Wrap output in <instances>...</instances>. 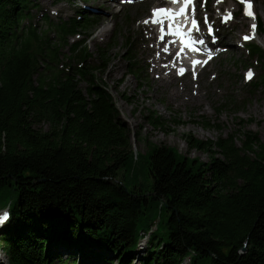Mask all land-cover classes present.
<instances>
[{
	"label": "trees",
	"instance_id": "obj_1",
	"mask_svg": "<svg viewBox=\"0 0 264 264\" xmlns=\"http://www.w3.org/2000/svg\"><path fill=\"white\" fill-rule=\"evenodd\" d=\"M33 3L0 0V209L8 216L0 252L7 263L76 264L79 255L95 264H264V141L245 134L239 147L233 137H187L208 163L150 143L136 153L97 78L108 54L96 59L82 40L71 46L69 64L48 66L68 39L92 36L98 18L80 13L52 46L32 26ZM126 43L131 49L135 39ZM252 46L262 62L264 51ZM129 62L139 78L136 57Z\"/></svg>",
	"mask_w": 264,
	"mask_h": 264
},
{
	"label": "rangeland",
	"instance_id": "obj_2",
	"mask_svg": "<svg viewBox=\"0 0 264 264\" xmlns=\"http://www.w3.org/2000/svg\"><path fill=\"white\" fill-rule=\"evenodd\" d=\"M115 1L39 0L42 4L39 7L34 0V7L32 5L30 8L31 20L32 26L44 33L53 46L59 43L58 29L67 21L78 18L80 13L98 18L99 25L92 36L86 34L87 37L68 39L58 48L57 57L53 53L55 59H47L48 66L56 69L58 65L62 68L65 63L69 64L71 46L82 40H86L84 47L90 54H95L96 59L100 52L108 54V70L98 73L97 78L104 82L112 95L129 129L136 153L145 154L150 143L177 149L183 156L208 163L210 157L204 152L191 150L186 142L187 137L203 142L233 137L239 147L245 140V134L256 135L264 141V80L261 81L264 59L260 62L258 56H253L255 46L251 47L253 52L247 49L248 45H256L264 51V0H197L198 18L204 28L202 32L206 33L208 24L216 29L215 36L209 39L210 42L216 40L215 46H209L211 52H208L215 57L211 60L206 54L209 62L197 70L190 67L191 59L188 60L187 68L193 72L186 75L181 72L185 68L179 65V70L174 73L176 81L169 85L167 82L159 85V73L148 56L152 46L151 33L145 30V24L152 21L156 10L168 6V0L165 4H159L160 0H139L134 4L126 2L125 5ZM106 2H111V5ZM246 3L252 6L251 18L247 16ZM258 21L260 30L256 29ZM48 23L53 26L49 27ZM104 27L108 29L102 33ZM162 31L167 32L165 29ZM131 37L135 43L129 49L126 41ZM165 46L166 42L162 44L163 50ZM172 50L175 54V48ZM132 56L136 57L142 72L146 70L144 75L142 72L139 74V78L130 74L129 58ZM154 56L158 58V52H154ZM101 64L97 61L88 63V66L98 67ZM42 66L44 68L47 64ZM248 72L253 74L252 78H247ZM81 86L85 89L86 83ZM173 90H176L179 99L170 97ZM193 95L201 99L200 104L182 102ZM127 98H130V103ZM152 113L163 121V129L152 126ZM201 132L209 135L203 137ZM3 213L0 209V216ZM147 242V239L140 240V248L136 253L142 255L148 246ZM2 253L1 250L3 264H8ZM67 256L63 255L65 258ZM106 256L116 261L115 256L109 253ZM89 261L87 256L78 255L76 258V264L96 263Z\"/></svg>",
	"mask_w": 264,
	"mask_h": 264
},
{
	"label": "bare ground",
	"instance_id": "obj_3",
	"mask_svg": "<svg viewBox=\"0 0 264 264\" xmlns=\"http://www.w3.org/2000/svg\"><path fill=\"white\" fill-rule=\"evenodd\" d=\"M113 1H115V0H113ZM170 1H172V0H170ZM36 3L38 4L39 7H41L42 4L39 3V0H36ZM106 3L111 5V2H106ZM247 16L249 18H251V16H249L248 14H247ZM165 21H166L165 16H161V15L157 16L155 14L152 16V21L145 24V30H148L151 33L150 40L152 42V46L150 47V51L148 52V56L151 58V61L153 63H155L156 70L159 73V76H158V79L160 81L159 85H164V82H167L169 85L173 81H176L174 79V73L179 70L178 69V65H179V59L178 58H179V56L174 54V52L172 50V48H173L172 44L173 43L169 42V41L166 42V39H167L166 35H163V36L158 35L160 32V27H162V28L165 27V25H163V22L165 23ZM106 29H108V28L104 27V29L102 30V33H105L107 31ZM165 42H166L167 46H165L164 47L165 50H163L162 44H164ZM263 46H264V44H263ZM154 52H158V54H159L158 58H156V56H154ZM143 53L145 54L146 52H143ZM193 60L194 59H191V62ZM170 62H172V63H170ZM208 62L209 61H207V62L201 61V63H203L202 67L204 68V66ZM167 63H170V64H167ZM158 64H159V67H158ZM198 66H200V65H198ZM198 66H196V67H198ZM182 67L187 68V65L184 63L182 65ZM187 72L191 73L193 71H191L190 69L187 68ZM112 75H114V73ZM169 95L174 100L179 99V96L177 95L176 90H173V92H170ZM182 102L184 104H189V103L190 104H200L201 99L199 97L193 95V96H189L188 98L184 99ZM201 135L203 137H205L206 135H209V134L205 133V132H201Z\"/></svg>",
	"mask_w": 264,
	"mask_h": 264
},
{
	"label": "snow or ice",
	"instance_id": "obj_4",
	"mask_svg": "<svg viewBox=\"0 0 264 264\" xmlns=\"http://www.w3.org/2000/svg\"><path fill=\"white\" fill-rule=\"evenodd\" d=\"M185 6L187 7V0H186V5H185ZM248 7H249V9H251V4H249ZM182 11H183V10H182ZM247 14H248L249 16H252V15H253V13H252L250 10L248 11ZM156 15H157V16H159V15H169V16H171V15H174V14H173V13H170L168 9H159V10L157 11ZM154 22H155V21H154ZM193 24L195 25V21H193ZM254 27H255V25H253V28H254ZM245 39H248V37H245ZM192 43H194V41H192ZM199 43L203 44L204 41H203V40H200ZM195 63L198 64V63H200V62H199V61H196ZM183 71H184V70L181 69V72H182V73H183ZM251 75H252V73L249 72V74H248L249 78H251ZM7 219H8L7 214H4V215L0 216V224L4 223Z\"/></svg>",
	"mask_w": 264,
	"mask_h": 264
}]
</instances>
